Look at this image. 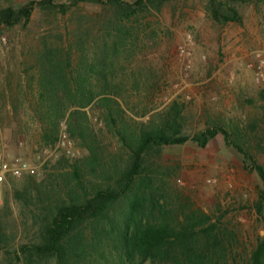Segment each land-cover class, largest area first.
Instances as JSON below:
<instances>
[{
    "label": "rangeland",
    "instance_id": "rangeland-1",
    "mask_svg": "<svg viewBox=\"0 0 264 264\" xmlns=\"http://www.w3.org/2000/svg\"><path fill=\"white\" fill-rule=\"evenodd\" d=\"M42 1L0 0V12L36 4L29 23L23 20L14 27H0V141L4 144L0 157L21 158L38 168L37 176L0 185V264H56L53 257L20 253L23 246L41 242L43 223L41 205L26 191V181L30 178L39 185L58 178L62 158L87 155L73 139L74 156H68L58 141L43 146L40 127L28 109L32 99L28 78L36 55L45 42L64 49L80 37L92 54L105 38L117 41L112 28L120 18L110 5L52 0L66 6L63 11L45 9L38 5ZM120 1L134 4L138 0ZM218 2L235 9L241 20L215 21L208 12L209 0H173L149 7L131 22L123 21L133 34L128 45L119 46L115 83L133 121L178 109L185 118L184 133L193 137L205 130L210 117H221L247 131L248 150L264 167V99L260 95L264 90V0ZM109 31L113 37L107 36ZM91 116L106 153L128 161L118 139L96 115ZM62 124L60 133L66 128ZM147 168L161 202L170 209L178 215L202 211L223 232L233 234L237 250L229 254L230 263L240 262L264 236V201L262 211L258 210L262 182L222 136L205 149L191 140L183 146L164 147L148 157ZM124 210L122 201L117 214ZM88 235L91 241V228ZM113 245L97 253L92 250L93 264H118Z\"/></svg>",
    "mask_w": 264,
    "mask_h": 264
},
{
    "label": "trees",
    "instance_id": "trees-1",
    "mask_svg": "<svg viewBox=\"0 0 264 264\" xmlns=\"http://www.w3.org/2000/svg\"><path fill=\"white\" fill-rule=\"evenodd\" d=\"M71 1L74 5L96 2L116 9L120 19L113 23L112 31L117 33V41L111 43L105 38L92 54L80 37L64 49L45 42L35 57L33 74L28 78L32 92L28 109L40 127L43 146L57 143L64 122L69 137L79 142L87 155L76 160L62 158L58 178L39 185L30 178L26 181V191L34 194L41 205L43 223L41 242L23 246L20 253L53 257L56 264H93V252L114 244L118 264H264V236L249 253L245 252L240 262L230 263L229 254L237 250L233 234L223 232L202 211H183L178 215L176 209H170L161 202L156 181L147 168L148 157L164 147L183 146L191 140L205 149L222 136L228 146L244 157L246 169L258 174L263 187L258 204L261 212L264 167L256 163L248 150L247 131L215 116L210 117L205 130L190 137L184 133L182 111L174 108L145 121H133L121 100L120 86L115 83L119 46L128 45L133 34L122 25L123 21L131 22L149 7H161L173 0H138L134 4L120 0ZM35 5L31 2L19 10H2L0 27H14L23 20L29 23ZM38 5L66 9L52 0ZM208 12L220 23L241 20L235 9L218 0H209ZM107 36L113 37L112 32H107ZM260 95L264 99V90ZM92 114L118 139L128 161L106 153ZM122 201L125 210L118 215ZM88 228L93 232L91 241ZM235 253L241 258V254Z\"/></svg>",
    "mask_w": 264,
    "mask_h": 264
},
{
    "label": "built area",
    "instance_id": "built-area-1",
    "mask_svg": "<svg viewBox=\"0 0 264 264\" xmlns=\"http://www.w3.org/2000/svg\"><path fill=\"white\" fill-rule=\"evenodd\" d=\"M66 128L60 133L58 146L62 147L68 156H74L72 154L73 142L69 137ZM3 147L4 144L0 141V148ZM0 158V185L11 179H22L38 175V168L27 160L16 158L13 161H7L2 159V156Z\"/></svg>",
    "mask_w": 264,
    "mask_h": 264
}]
</instances>
